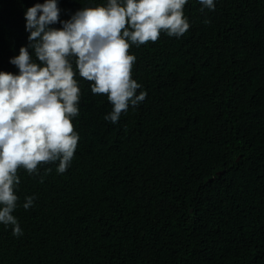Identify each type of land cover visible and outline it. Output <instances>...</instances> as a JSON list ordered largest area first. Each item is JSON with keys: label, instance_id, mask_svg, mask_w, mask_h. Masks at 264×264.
<instances>
[{"label": "trees", "instance_id": "16d2710c", "mask_svg": "<svg viewBox=\"0 0 264 264\" xmlns=\"http://www.w3.org/2000/svg\"><path fill=\"white\" fill-rule=\"evenodd\" d=\"M44 2L0 0V71L18 74ZM106 2L58 0L60 20ZM214 3L188 0L182 37L131 47L147 96L117 123L77 74L74 158L19 170L23 235L0 224V264H264V0Z\"/></svg>", "mask_w": 264, "mask_h": 264}, {"label": "clouds", "instance_id": "9594fccd", "mask_svg": "<svg viewBox=\"0 0 264 264\" xmlns=\"http://www.w3.org/2000/svg\"><path fill=\"white\" fill-rule=\"evenodd\" d=\"M187 3L107 0L82 7L63 21L58 0L27 9L28 45L10 59L19 72L0 71V224L11 225L14 236L23 235L13 214L19 170L35 176L42 165L58 161L56 171L62 174L74 158L79 135L73 120L81 98L77 74L91 82L92 94L107 97L112 111L104 119L117 123L130 105L138 106L147 96L145 91L137 94L142 86L132 78L137 58L131 47L155 43L162 32L182 37L190 28ZM199 3L201 11L215 9L214 0ZM57 23L60 28L51 27ZM34 200L26 196L23 208L32 207Z\"/></svg>", "mask_w": 264, "mask_h": 264}, {"label": "water", "instance_id": "95a60500", "mask_svg": "<svg viewBox=\"0 0 264 264\" xmlns=\"http://www.w3.org/2000/svg\"><path fill=\"white\" fill-rule=\"evenodd\" d=\"M191 210V209H190Z\"/></svg>", "mask_w": 264, "mask_h": 264}]
</instances>
